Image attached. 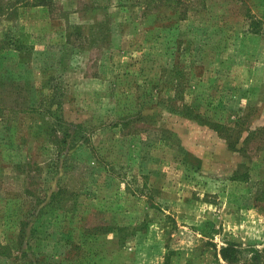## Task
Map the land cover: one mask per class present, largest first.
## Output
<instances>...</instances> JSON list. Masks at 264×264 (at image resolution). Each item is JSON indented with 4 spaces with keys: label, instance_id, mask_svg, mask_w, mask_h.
Masks as SVG:
<instances>
[{
    "label": "rangeland",
    "instance_id": "rangeland-1",
    "mask_svg": "<svg viewBox=\"0 0 264 264\" xmlns=\"http://www.w3.org/2000/svg\"><path fill=\"white\" fill-rule=\"evenodd\" d=\"M141 2L0 0V245L15 251L0 264L264 259V0H182L198 14L171 34L191 42L193 77L161 94L166 39ZM172 93L191 117L148 108ZM60 183L72 195L47 207ZM115 224L134 229L122 248ZM228 242L238 263L218 256Z\"/></svg>",
    "mask_w": 264,
    "mask_h": 264
},
{
    "label": "trees",
    "instance_id": "trees-1",
    "mask_svg": "<svg viewBox=\"0 0 264 264\" xmlns=\"http://www.w3.org/2000/svg\"><path fill=\"white\" fill-rule=\"evenodd\" d=\"M202 1H204V3L200 5L201 8L203 6L205 9H208L207 1L209 0H202ZM181 4H182V0H143V2L140 3L142 7V24L144 25L146 24V26L148 27L146 29L147 34L149 35L150 33V35L151 34L153 35L152 41L154 40L155 43L157 42V43L162 44L161 40L166 39V41L164 40L165 42H163V48L161 52H162V56H164L167 60L166 62L167 65L165 67H162L163 74H161L159 79L155 80V81H159L160 88L158 85L154 86V88L160 89V94L163 93V91L165 90H167L169 93L171 92V90H174L177 93L178 88H182V92H184V85H183L184 83L182 81H189L190 78L193 77L191 76L193 71L190 68V66L193 65L192 64L193 62L190 63V61L187 58L189 54L188 52H190L191 42L190 41L187 42L186 40L181 41L179 40V38L178 40L175 39V36L171 34L172 33L171 30L174 27L176 30L178 28L180 29L182 22L187 21L191 16L193 17L196 14H198V8L195 5V3L192 4V6H191V3H186L185 5H183L184 9H178L177 6ZM163 8L172 9L173 14L177 15V18L172 17L170 19L169 16H166L163 18L162 21L158 22L159 24H161L159 25V27L154 26L152 28L151 25L156 23V19H157V17L155 16L156 12H160V9H163ZM158 23H156V25H158ZM157 28H161V30H159V34H156L158 32ZM169 34L171 35L169 36ZM147 41L148 40L146 39L145 42ZM183 44L185 45V48H182ZM150 57H151V54L145 55L146 60H149ZM173 60L174 61L176 60V61L173 63ZM189 70H191V74L189 73L190 72ZM182 95L183 93H180V94L178 93V95H174L172 93L166 98H162V96H160L158 97L157 100L151 99L150 101L152 102H148V106H149L148 108L161 105L163 107H167L169 111H175L177 109H180V110L182 109L181 110L182 116L191 117L192 116L191 113H188V112L193 111V108L190 107L189 103H182L180 106L178 105V99H183ZM73 135L74 133L71 132L66 126H62L59 129L54 128L49 132L51 146H53L54 151L58 152V155L59 154L63 155L64 150H66L68 144H71L70 138L73 137ZM74 141H73L72 146H70L71 149H74L76 147L75 146L76 141L75 142ZM57 188H58L57 191H53L51 193L49 197L48 206L46 205L47 207H50L52 209L61 200L65 192L67 193L69 192L72 195V193L68 189L66 188L64 189L61 183L57 185ZM25 224H26V221H22L21 229L23 230L24 233H26V229L24 227ZM109 230L113 232L114 235H116L117 233H120L121 237L119 240V248H122L126 246V243H127L126 237L129 236L128 235L129 232L134 229H131L130 227H127L126 225L115 224V225H111L109 227ZM26 239L28 240L27 242L28 247L26 249L28 251V249L30 248L29 246L30 237ZM20 242H21L22 252L20 251L19 255L22 254L21 256L23 258H26L27 252L23 248L24 238H21ZM251 252L252 253L254 252L251 258L252 264H264L263 256L258 251L252 250ZM9 255L14 256L15 251L13 252L10 246L0 245V256L5 257ZM229 255L232 257H229ZM218 256H220V258H222V260L225 263H231V262L238 263L240 259L243 258L244 253L241 249L240 243L228 242L227 246L221 249L220 254H218ZM170 257H171L170 254H168V256L166 257L165 264L170 263ZM229 259L232 261H229ZM23 261L25 262V260Z\"/></svg>",
    "mask_w": 264,
    "mask_h": 264
}]
</instances>
